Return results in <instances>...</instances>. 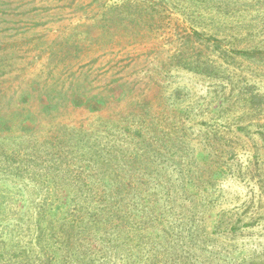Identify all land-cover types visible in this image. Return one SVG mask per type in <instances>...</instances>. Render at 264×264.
<instances>
[{"label":"rangeland","instance_id":"374dc122","mask_svg":"<svg viewBox=\"0 0 264 264\" xmlns=\"http://www.w3.org/2000/svg\"><path fill=\"white\" fill-rule=\"evenodd\" d=\"M0 264H264V0H0Z\"/></svg>","mask_w":264,"mask_h":264}]
</instances>
